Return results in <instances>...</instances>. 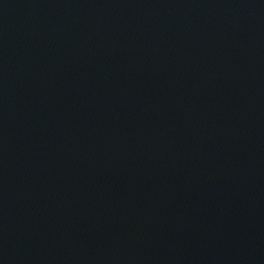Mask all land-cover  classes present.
<instances>
[{
	"label": "water",
	"instance_id": "water-1",
	"mask_svg": "<svg viewBox=\"0 0 264 264\" xmlns=\"http://www.w3.org/2000/svg\"><path fill=\"white\" fill-rule=\"evenodd\" d=\"M0 176L110 264H264V0H0Z\"/></svg>",
	"mask_w": 264,
	"mask_h": 264
}]
</instances>
